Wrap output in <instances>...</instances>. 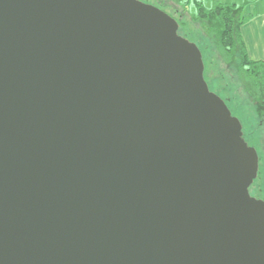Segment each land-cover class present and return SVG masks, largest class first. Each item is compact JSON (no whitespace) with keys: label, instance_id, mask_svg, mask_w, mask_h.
I'll list each match as a JSON object with an SVG mask.
<instances>
[{"label":"water","instance_id":"1","mask_svg":"<svg viewBox=\"0 0 264 264\" xmlns=\"http://www.w3.org/2000/svg\"><path fill=\"white\" fill-rule=\"evenodd\" d=\"M258 173L167 12L0 0V264H264Z\"/></svg>","mask_w":264,"mask_h":264},{"label":"rangeland","instance_id":"2","mask_svg":"<svg viewBox=\"0 0 264 264\" xmlns=\"http://www.w3.org/2000/svg\"><path fill=\"white\" fill-rule=\"evenodd\" d=\"M149 1L157 3L159 0ZM161 1L162 5L172 11L181 21L180 35L201 49L210 90L226 101L233 115L241 121L246 141L257 149L259 173L250 188V193L252 196L264 200V80L261 81L259 77H255L249 81L245 73L238 71L239 62L237 59L229 61L222 55L217 45V35L212 38L206 29L207 25L203 23L204 21L196 20L194 4L188 10L182 11L180 5L174 0ZM200 1L208 9L213 8L215 2L238 3L243 13H255L264 9V0ZM234 58L236 57L234 56Z\"/></svg>","mask_w":264,"mask_h":264},{"label":"trees","instance_id":"3","mask_svg":"<svg viewBox=\"0 0 264 264\" xmlns=\"http://www.w3.org/2000/svg\"><path fill=\"white\" fill-rule=\"evenodd\" d=\"M142 1L159 7L175 18L181 25V21L172 11L167 10L162 5L161 0L157 1V3L149 0ZM174 1L180 5L182 11L184 9L188 10L194 4L196 20L201 19L204 21L203 23L207 25L206 29L212 38L217 35V45L222 55L229 61L237 59V62H239L238 71L245 73L249 81L255 77H259L261 81L264 80V61H253L248 57L241 35V27L251 18L252 15L250 13H243V11L237 10L239 7L237 3L215 2L214 7L208 9L200 0ZM179 34L181 33L179 32ZM205 79L207 81L206 75Z\"/></svg>","mask_w":264,"mask_h":264},{"label":"crops","instance_id":"4","mask_svg":"<svg viewBox=\"0 0 264 264\" xmlns=\"http://www.w3.org/2000/svg\"><path fill=\"white\" fill-rule=\"evenodd\" d=\"M237 10L241 11L242 9L238 7ZM250 14L252 16L249 21L241 27L245 49L251 60L264 61V9Z\"/></svg>","mask_w":264,"mask_h":264}]
</instances>
